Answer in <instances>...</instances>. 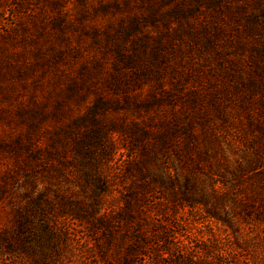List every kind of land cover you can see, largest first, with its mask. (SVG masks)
<instances>
[{
	"label": "rangeland",
	"instance_id": "obj_1",
	"mask_svg": "<svg viewBox=\"0 0 264 264\" xmlns=\"http://www.w3.org/2000/svg\"><path fill=\"white\" fill-rule=\"evenodd\" d=\"M139 2L0 0V264H122L130 247L145 264H264V52L254 72L194 34L154 50L165 27L128 22L166 7ZM117 56L125 92L90 69ZM63 218L74 244L50 247L43 221Z\"/></svg>",
	"mask_w": 264,
	"mask_h": 264
},
{
	"label": "trees",
	"instance_id": "obj_2",
	"mask_svg": "<svg viewBox=\"0 0 264 264\" xmlns=\"http://www.w3.org/2000/svg\"><path fill=\"white\" fill-rule=\"evenodd\" d=\"M141 2L144 5L157 4V7H166L165 12H158L156 8H152L138 16L131 15V20L128 22L131 25L128 28L130 30L136 29L135 27L140 28L142 24L165 27L166 34H156L155 37L145 35L148 37L146 38L147 41L154 38L152 47L154 50H161L163 40L170 35L174 34L181 40L183 37H193L194 34V38H200L199 41H206L208 47L218 53H224L229 58L241 60L243 62L240 65L241 69L250 68V66H253V69L256 68L251 63L250 57L264 52V0H155L154 3L152 0H141ZM115 8L118 10L117 6H114ZM3 27L4 29L7 28ZM1 29L0 39H4L9 31H1ZM107 29L108 27L104 29V32ZM117 33L121 35L120 31H117ZM97 43L99 44V40H97ZM0 49H4L2 44ZM66 49L72 58H78V48L73 47L71 44V46H66ZM115 54L117 55L118 51H115ZM54 55H56L55 61L64 60L61 56V50H54ZM158 55L160 56L159 52ZM157 58L159 59L158 64L161 71L170 66L169 60L162 61V58L158 56ZM114 62L116 65L109 72L101 73L96 60H92L90 69L95 70L98 74L100 73L105 78L106 83L112 85L114 89L122 87L123 92H125L129 88V83L124 68L119 65L128 66L129 64L119 60L118 56ZM90 69L87 68V72H91ZM131 76L138 78L134 71H132ZM174 120L178 121L177 116H174ZM35 157L36 155L33 154V158ZM16 223L17 231L23 234L24 224L21 221ZM73 225L72 219L67 218L51 222L43 221V241L50 247L58 246V249L73 245L75 237ZM1 237V241L8 245L5 236ZM135 252V248L130 247L128 250L129 257L122 264H145L144 258L135 256ZM91 257L93 264H100V261L103 260L99 255L97 257L91 255Z\"/></svg>",
	"mask_w": 264,
	"mask_h": 264
}]
</instances>
